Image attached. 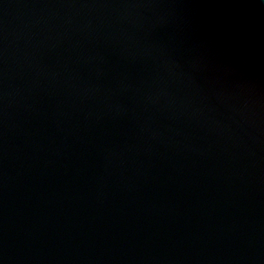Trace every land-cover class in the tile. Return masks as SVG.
I'll return each mask as SVG.
<instances>
[{"label":"water","instance_id":"obj_1","mask_svg":"<svg viewBox=\"0 0 264 264\" xmlns=\"http://www.w3.org/2000/svg\"><path fill=\"white\" fill-rule=\"evenodd\" d=\"M0 264H264V0H0Z\"/></svg>","mask_w":264,"mask_h":264}]
</instances>
